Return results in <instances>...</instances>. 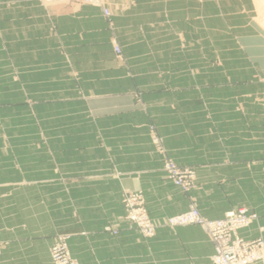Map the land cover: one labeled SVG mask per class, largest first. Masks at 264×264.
I'll use <instances>...</instances> for the list:
<instances>
[{"label": "crops", "instance_id": "1", "mask_svg": "<svg viewBox=\"0 0 264 264\" xmlns=\"http://www.w3.org/2000/svg\"><path fill=\"white\" fill-rule=\"evenodd\" d=\"M21 1L0 0V30L17 32L13 41L28 50L31 68L23 80L44 81L46 97L56 98L44 110L57 118L51 121L52 128L63 131L60 136L67 142L62 141L61 153L55 157L60 175L50 170L53 161L49 165L48 157L43 176L64 180L61 187L66 185V191L62 192L75 200L64 203L63 209L90 210L95 217H81V223H76L68 213L62 214L60 225L54 226L50 223L54 214L47 211L52 207H36V187L0 185V264H51L54 235L75 228L82 233L70 244L81 264H212L213 244L199 226L174 231L161 228L153 239H144L126 223L116 237L104 234L102 227L115 215L124 214L121 198L126 190L152 187L157 196L155 203L150 202L152 218L186 212L187 201L165 181L162 158L152 152L136 125L153 114L162 122L172 121L174 111L163 104L167 99L187 97L190 102L197 93L191 86L214 81L212 69L206 66L213 49L229 48V20L239 12L230 7L234 0H107L114 32L100 8L66 5L45 10L38 0ZM113 36L126 66L116 60ZM256 40L248 37L244 43ZM203 51H208V57ZM166 83L179 89H166ZM136 89L144 91L149 115L134 105ZM87 114L93 120H87ZM176 135L167 142L176 153L169 152V156L180 165L202 167L204 160L194 156L198 136ZM184 148L188 153L179 156ZM106 153L111 157L108 162ZM201 169L200 177L226 176L210 166ZM107 171L110 177H102ZM4 172L0 170V179H5ZM86 174L97 179L86 180L90 176ZM52 192L46 187L42 193ZM4 194L11 195L5 199ZM203 204L202 213L209 219H222L228 211L244 206L250 213L259 212V222L239 235L247 241L264 239V231H259L264 228V210L259 205L223 202L210 212Z\"/></svg>", "mask_w": 264, "mask_h": 264}, {"label": "rangeland", "instance_id": "2", "mask_svg": "<svg viewBox=\"0 0 264 264\" xmlns=\"http://www.w3.org/2000/svg\"><path fill=\"white\" fill-rule=\"evenodd\" d=\"M21 2L23 3L24 0ZM38 3L45 10L66 5H89L100 8L109 23L110 30L114 32L113 24L110 22L112 12L107 0H96L93 4L54 0H38ZM230 3V7H235L239 12H236L234 20L233 18L229 20V48L213 49L209 56L211 61L209 60L206 66L207 69H212L214 81L208 82L211 84L207 85L204 81H198L191 86L197 93H194L195 99L190 98V102L187 97L167 99L163 104L174 111L170 115L172 121L162 122L160 116L149 115L143 97L144 91L136 89L132 92L134 105L139 107L141 112L149 115L148 119L139 122L136 128L141 130L143 138L148 139L152 152L162 158L164 179L183 195L188 203L186 212L162 219L152 218L149 215L150 202L157 201L152 187H149V191L126 190L121 198L124 214L120 216L113 212L115 215L113 219L102 227L104 234L118 236L122 223L128 224L130 229H136L144 239H153L157 230L161 228L174 231L181 227L199 226L211 241L203 225L171 223L173 219L187 215L192 210H197L202 219L208 222L224 220L230 213L243 210L251 217H255V220L241 230L259 222V212L250 213L245 206L228 211L224 218L218 220L205 217L200 207V202H203L204 206L207 205L206 210L211 212L221 203L227 202L230 205L256 204L264 210V0H234ZM5 4L9 5L11 2L6 1ZM106 10L109 11L108 16ZM13 33L17 34L12 29H6L5 32L0 30V170L5 171L3 174L5 179H0V185L36 187L37 200L34 201L36 207L41 210L46 206L52 207L47 211L54 214L50 219V223L54 226H59L61 215L67 213L70 215V220L81 223L82 218L95 217L92 211L63 209L64 203L75 200L62 192V190L66 191V185L61 187L64 180L61 177L57 180L50 177L46 179L43 176L47 170L48 157L49 165L51 159L53 161L50 170L54 175H60L61 165L55 157L61 153L62 141L65 140L60 136L63 131L52 128L51 121L57 118L44 110V106L50 104L49 101L53 99L46 97L44 81L23 80V77L28 79L30 73L31 67L28 65L30 58L26 54L28 50L13 41ZM248 37L258 38L257 43H244ZM111 42L116 60L122 67L126 66V58L115 36L112 37ZM203 52L208 57V51ZM32 68L33 72L37 71V67ZM215 78H219L218 81H215ZM167 83L166 89H179L168 87ZM80 97L81 100L85 99L83 92H80ZM178 106L182 109H177ZM86 119L93 120L88 114ZM48 122L49 126H46ZM182 133L192 135V139L195 135L198 136L199 147L194 156L204 160L202 167L180 165L169 156V152L173 155L176 153L167 142L170 141L171 135ZM97 134L99 135L100 132L98 131ZM108 153L104 156L107 162V159L111 158ZM187 153V148L179 150V156ZM191 154L193 155L194 152ZM208 166L213 168L215 173H226V176L200 177L199 170ZM171 167L176 168V173L170 171ZM15 173L18 175L14 177ZM112 173L115 175V169ZM109 175L111 173L107 171L102 177L107 178L110 177ZM91 177L88 176L86 180L92 181L94 177ZM46 187L48 190H53L52 194L42 193ZM10 195L4 194L2 198L7 199ZM87 197L88 194L86 200ZM100 212L105 213V211ZM139 216H145L154 225L155 231L152 237L145 236L135 221ZM77 229L60 231L54 235L53 243L49 248L51 264H81L74 256L70 244L74 237L82 233L81 229ZM259 231L263 233L264 228L259 227ZM258 240L264 242L263 237L248 242ZM213 257L214 255L211 261L215 264Z\"/></svg>", "mask_w": 264, "mask_h": 264}, {"label": "built area", "instance_id": "3", "mask_svg": "<svg viewBox=\"0 0 264 264\" xmlns=\"http://www.w3.org/2000/svg\"><path fill=\"white\" fill-rule=\"evenodd\" d=\"M59 2H82L93 4L96 0H54ZM109 15V11H105ZM119 52V50H117ZM171 172L176 173V168L171 167ZM255 217L245 211L232 212L224 220L204 221L197 210H192L187 215L173 219V225L199 224L203 225L214 245L215 264H264V242L258 240L248 242L238 235V231L248 227ZM135 221L147 237L154 235V225L145 217L139 216Z\"/></svg>", "mask_w": 264, "mask_h": 264}]
</instances>
